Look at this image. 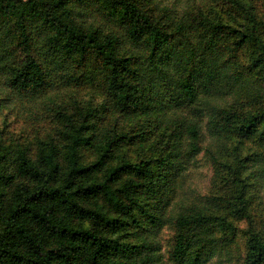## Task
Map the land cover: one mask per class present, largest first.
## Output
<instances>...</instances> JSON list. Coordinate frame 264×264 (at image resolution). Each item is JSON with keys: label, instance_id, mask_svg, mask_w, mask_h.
I'll use <instances>...</instances> for the list:
<instances>
[{"label": "trees", "instance_id": "16d2710c", "mask_svg": "<svg viewBox=\"0 0 264 264\" xmlns=\"http://www.w3.org/2000/svg\"><path fill=\"white\" fill-rule=\"evenodd\" d=\"M205 1L0 0V112L26 100L63 123L0 148V264H264V8ZM84 96L143 131L98 133ZM158 132L157 158L117 156ZM199 155L211 195L187 183Z\"/></svg>", "mask_w": 264, "mask_h": 264}, {"label": "rangeland", "instance_id": "374dc122", "mask_svg": "<svg viewBox=\"0 0 264 264\" xmlns=\"http://www.w3.org/2000/svg\"><path fill=\"white\" fill-rule=\"evenodd\" d=\"M139 1L143 5L145 4L142 0ZM168 1L173 2L174 0H161L162 6L168 3ZM204 2L206 3L205 0ZM207 2L210 3L208 8L219 13L214 6L216 0L213 4L211 0H207ZM219 2V9L223 8L226 10V6H224L225 1L219 0ZM144 6L148 8L147 5ZM261 7L264 8V0H261ZM99 64L100 62L95 59L93 54L89 55V65L99 66ZM63 100L65 103L61 110L67 114L74 113L77 106H71L73 102L69 100V97H66ZM100 103H102V106L99 108V117L95 119L98 133H102L105 130L112 131L116 129L117 132L122 134L131 131L132 135H136L140 131H143V118L128 120L119 112H112L106 105L107 101H105V98H102V96H99L97 100H91L89 99V96H84L80 108L88 107V104L96 107ZM43 105L44 104H28V101L23 100V103L20 102L17 108V112H19L18 116L14 117V115H12L9 120H7V111L5 109L0 112V148H2L3 151L9 152L13 150L12 148L16 149L18 147L17 145L20 144H32L33 146H38L41 141H50L51 138L57 136L63 128V123H61L59 117H56L55 112L48 109V106ZM64 106H67L68 108ZM161 140L162 136L159 132L154 134L151 133L150 135L146 133L145 137H137L126 146L119 148L116 154L118 157H123L125 160L134 161H140L144 158H157L162 149V146L160 145ZM92 154H94V150L86 148L83 152L84 160H94ZM189 173L191 175L189 176L187 183L194 187L196 191L201 192L203 195H211L215 192L216 187L211 182V168L204 162L202 155L197 157V161L194 163ZM240 229H244V222L240 224ZM176 236V232L171 227L165 226L163 228L159 235V240L161 241L162 252L164 254H168V252L173 250L176 243Z\"/></svg>", "mask_w": 264, "mask_h": 264}]
</instances>
